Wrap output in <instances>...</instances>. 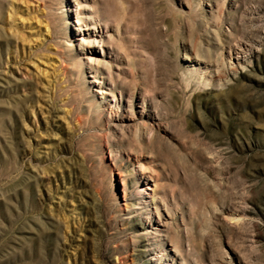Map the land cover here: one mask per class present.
Instances as JSON below:
<instances>
[{
  "label": "rangeland",
  "instance_id": "1",
  "mask_svg": "<svg viewBox=\"0 0 264 264\" xmlns=\"http://www.w3.org/2000/svg\"><path fill=\"white\" fill-rule=\"evenodd\" d=\"M0 264H264V0H0Z\"/></svg>",
  "mask_w": 264,
  "mask_h": 264
}]
</instances>
